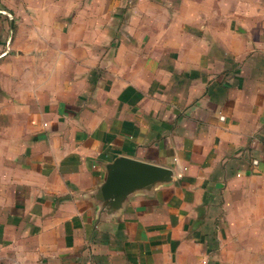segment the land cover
I'll list each match as a JSON object with an SVG mask.
<instances>
[{
    "label": "crops",
    "instance_id": "crops-1",
    "mask_svg": "<svg viewBox=\"0 0 264 264\" xmlns=\"http://www.w3.org/2000/svg\"><path fill=\"white\" fill-rule=\"evenodd\" d=\"M119 157L169 179L108 206ZM264 264V0H0V264Z\"/></svg>",
    "mask_w": 264,
    "mask_h": 264
},
{
    "label": "water",
    "instance_id": "water-1",
    "mask_svg": "<svg viewBox=\"0 0 264 264\" xmlns=\"http://www.w3.org/2000/svg\"><path fill=\"white\" fill-rule=\"evenodd\" d=\"M107 170V177L98 189L106 207L121 206L132 191L168 180L170 174L163 166L128 157L117 158Z\"/></svg>",
    "mask_w": 264,
    "mask_h": 264
},
{
    "label": "rangeland",
    "instance_id": "rangeland-1",
    "mask_svg": "<svg viewBox=\"0 0 264 264\" xmlns=\"http://www.w3.org/2000/svg\"><path fill=\"white\" fill-rule=\"evenodd\" d=\"M223 261H224V264H233V263H231V262H233V261H235V260H224V259H223ZM210 262H211V264H215L216 261H213V262L210 261Z\"/></svg>",
    "mask_w": 264,
    "mask_h": 264
}]
</instances>
